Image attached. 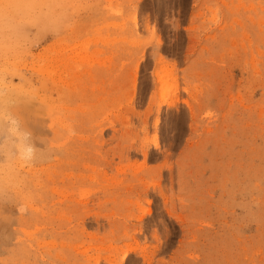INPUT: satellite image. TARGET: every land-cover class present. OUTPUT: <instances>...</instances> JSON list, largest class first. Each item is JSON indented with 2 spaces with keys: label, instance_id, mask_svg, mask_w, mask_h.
<instances>
[{
  "label": "rangeland",
  "instance_id": "1",
  "mask_svg": "<svg viewBox=\"0 0 264 264\" xmlns=\"http://www.w3.org/2000/svg\"><path fill=\"white\" fill-rule=\"evenodd\" d=\"M1 80L0 264H264V0H0Z\"/></svg>",
  "mask_w": 264,
  "mask_h": 264
},
{
  "label": "bare ground",
  "instance_id": "2",
  "mask_svg": "<svg viewBox=\"0 0 264 264\" xmlns=\"http://www.w3.org/2000/svg\"><path fill=\"white\" fill-rule=\"evenodd\" d=\"M5 80V79H4ZM0 82H2V80L0 81ZM8 82V81H7ZM1 85H3V83H1ZM5 97V96H4ZM2 100H3V97L1 98ZM3 101H5V99L3 100ZM175 103H171L170 105H174Z\"/></svg>",
  "mask_w": 264,
  "mask_h": 264
}]
</instances>
